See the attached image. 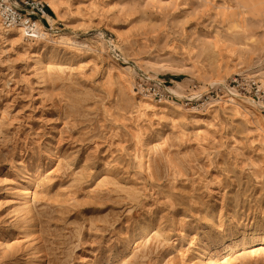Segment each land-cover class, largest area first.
<instances>
[{
    "label": "rangeland",
    "instance_id": "374dc122",
    "mask_svg": "<svg viewBox=\"0 0 264 264\" xmlns=\"http://www.w3.org/2000/svg\"><path fill=\"white\" fill-rule=\"evenodd\" d=\"M44 1L0 24V264H264V0Z\"/></svg>",
    "mask_w": 264,
    "mask_h": 264
},
{
    "label": "built area",
    "instance_id": "2783aa9c",
    "mask_svg": "<svg viewBox=\"0 0 264 264\" xmlns=\"http://www.w3.org/2000/svg\"><path fill=\"white\" fill-rule=\"evenodd\" d=\"M0 24L5 31L20 29L23 37L32 41L55 33L44 0H0ZM159 96L161 100L164 94Z\"/></svg>",
    "mask_w": 264,
    "mask_h": 264
},
{
    "label": "bare ground",
    "instance_id": "6f19581e",
    "mask_svg": "<svg viewBox=\"0 0 264 264\" xmlns=\"http://www.w3.org/2000/svg\"><path fill=\"white\" fill-rule=\"evenodd\" d=\"M15 30H17V31H19V32H20V29H15ZM17 31H16V32H17Z\"/></svg>",
    "mask_w": 264,
    "mask_h": 264
}]
</instances>
